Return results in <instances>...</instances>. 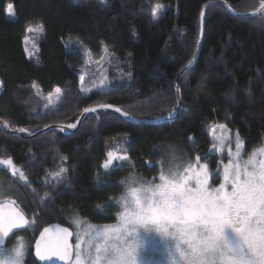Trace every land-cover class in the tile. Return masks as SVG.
Returning <instances> with one entry per match:
<instances>
[{
	"label": "trees",
	"instance_id": "trees-1",
	"mask_svg": "<svg viewBox=\"0 0 264 264\" xmlns=\"http://www.w3.org/2000/svg\"><path fill=\"white\" fill-rule=\"evenodd\" d=\"M229 7L248 13L261 0H0V158L18 170L17 195L36 234L68 226L66 214L116 222L121 181L133 171L155 178L161 146L220 165L215 124L239 132L247 150L264 143V9L242 16ZM40 24L37 47L27 49V29ZM106 54L110 81L83 91L84 70L96 76ZM57 89L61 99L48 108ZM180 105L161 123L123 114L158 120ZM110 151L117 158L105 169Z\"/></svg>",
	"mask_w": 264,
	"mask_h": 264
},
{
	"label": "snow or ice",
	"instance_id": "snow-or-ice-1",
	"mask_svg": "<svg viewBox=\"0 0 264 264\" xmlns=\"http://www.w3.org/2000/svg\"><path fill=\"white\" fill-rule=\"evenodd\" d=\"M12 9L9 4V15H13ZM159 11L157 6L154 19ZM203 17L202 11V23ZM35 30L43 32V24L37 29H27ZM191 64L189 61V67ZM181 89L177 85L175 90L179 94ZM56 91L59 93L60 89ZM84 111L95 112L96 108ZM173 116L170 112L169 118ZM228 141L229 137L222 135L212 148L223 153ZM243 149L244 141L237 132L235 152L229 144L228 163L221 160L223 174L215 187L211 184L214 175L207 163H200L199 155L195 163L185 164L182 157L175 155V149H170L167 171L161 166L158 183L156 178L144 181L134 175L121 181L125 192L116 198L120 211L115 225H92L74 218L72 223L77 229L74 246L69 243L73 233L68 228L58 225L45 228L36 243V255L42 260L52 253L62 260L72 261L74 257V264H264V147L254 149L246 159ZM107 155L105 169L117 158L111 151ZM118 158L128 159L123 155ZM0 165L10 166L13 174L18 171L11 157L0 158ZM19 174L26 179L23 172ZM215 175L219 177V168ZM64 179L66 176L59 182ZM14 205L15 201L0 202V264H23L22 239L12 249L5 246V238L13 229L29 224ZM154 236L158 239L154 240ZM147 251L160 258L146 260Z\"/></svg>",
	"mask_w": 264,
	"mask_h": 264
},
{
	"label": "rangeland",
	"instance_id": "rangeland-1",
	"mask_svg": "<svg viewBox=\"0 0 264 264\" xmlns=\"http://www.w3.org/2000/svg\"><path fill=\"white\" fill-rule=\"evenodd\" d=\"M12 17V15H9ZM33 29H37V26L32 27ZM42 32L35 30V31H31L29 32V34L27 35V39H25L26 43H27V49L28 46L30 47H37V40L38 38L41 36ZM105 59L99 60L97 61V66L95 71H97V75L94 76L90 73H88V70H84V74H82L81 76V89L83 91H87L89 89H94V90H98V89H103L105 88V86L107 85V82L110 81L108 74H107V67H110L111 65V54H106V56L104 57ZM108 60V62L106 61ZM88 78L89 82L83 84V81ZM106 78V79H105ZM103 81V83H101ZM61 99L60 94L56 91L53 95H51L49 98H47L46 101V106L49 107H53L54 104H56L59 100ZM221 125L225 126L224 124H215L212 126L211 129V138L212 140L215 142L218 138H220L222 135L223 136H227L229 137V141L226 143L225 146V150L223 153H221L218 149V156L221 158V160H223L224 164L228 163V145L230 144L232 151L235 152V135H236V131H232L231 129H229L228 127H224L223 129L220 127ZM240 138L242 141L243 138L241 137V135L239 134ZM264 147V143L253 148L252 150H247L245 143H244V158H247V154H250L254 149H259ZM159 148V147H158ZM170 149H175V155L177 157H182V163H187V162H192L195 163L196 160L195 158H192L187 152L186 150L177 144H168L165 147L161 146L160 147V152H161V159L159 161V171L156 174V182L158 183V176L161 170V166L164 167L165 171H167L168 168V161L170 159V156L172 155V152L170 151ZM259 158V157H258ZM200 163H207L209 165V170L210 172L213 173L214 178L211 180V184L213 187L217 186L220 182H221V178H222V174H223V166L220 164L218 166H213V163L211 161H206V160H201ZM219 168V177H216V173L218 171ZM17 169V168H16ZM17 175V172L15 174H13V170L10 166L7 165H0V202H8V201H15V204L24 211V208L22 206V202H21V197L20 195H17L19 190L18 187L16 185V183L14 182V177ZM130 175H134L138 178H141L144 181H151L153 180L154 177H152L150 179V177L142 174V173H138V172H129V174L123 179L125 180L127 177H129ZM122 180V181H123ZM125 192V185H123V192L122 194ZM122 194H120L117 198H119ZM116 202V199H115ZM120 211V208H119ZM66 219H67V223L68 226L73 230L74 232V237H73V244L75 245L76 243V232L77 229L75 227V225L72 223L73 219L76 217H79L81 220L87 221L88 223L92 224V225H115L117 223H95L92 222L82 216H80L79 214H66L65 215ZM37 224L34 222L33 224H31V226L25 230V231H20L17 232L7 243V245H5L7 248L12 249L14 247L17 246L18 243V239H22L23 245H24V256H23V264H31L28 261V258L30 256H33V244L35 242L36 236H37ZM154 240H157L158 238H156L155 236L153 237ZM145 258L146 260H154V259H159V255L156 253H152L151 251H147L145 252ZM33 264V263H32ZM71 264H74V257L72 259Z\"/></svg>",
	"mask_w": 264,
	"mask_h": 264
},
{
	"label": "water",
	"instance_id": "water-1",
	"mask_svg": "<svg viewBox=\"0 0 264 264\" xmlns=\"http://www.w3.org/2000/svg\"><path fill=\"white\" fill-rule=\"evenodd\" d=\"M209 4H211V3H209ZM209 4L206 5V7H204V9H203V12H204L203 23H202L203 33H202V35L200 34V40H199L198 52H197L195 58L192 60V64H191V65H193L194 62L198 59V56H199V53H200V50H201V45H202V41H203V34H204L205 12H206V8H207V6H209ZM229 9L231 10V12H232L233 14H239V15H242V16H247V15L256 14V13L262 11L264 8H261V7H260L258 10H256V11H252V12H248V13H237V12L232 11V9H231L230 7H229ZM188 67H189V65H188ZM188 67H186L185 70H186ZM2 93H3V81L0 79V97H1ZM180 108H181V105H180V107H179V109H178L176 115H175L173 118L166 117V118L158 119V120L155 119V120H143V121H137V120H135V119H132V118H131L130 116H128V115H127L126 117H127L130 121L135 122V123H161V122H164V121H167V120H174V119H176L177 116H178L179 113H180ZM85 113H86V112H84L83 114H85ZM82 117H83V116H82ZM5 203H7V202H5ZM14 207L18 208L19 210H21V211L24 213L25 217H26V218L28 219V221H29V224H28V225H25V226H22V227H20V228L13 229L12 232L9 234V236L5 238V245H7V243L9 242V240H10V239H11V238H12L17 232L27 230V229L30 227V223H31L30 218L27 216V214H26L22 209H20L16 204L14 205ZM54 225H58V226H60L61 228H68L70 231H72L73 235L69 238V243H70L71 245L74 246V244H73V237H74V232H73V230H72L69 226L64 225V224H62V223H60V222H53V223H50V224L46 225L45 227H43V228L39 231V233L37 234L36 239H35V242H34V244H33V255H34V258H35V260H36V262H37L38 264H71L72 261H69V260H66V259H65V260H62V259H60V257H59L58 255H55L54 253L49 254L48 258L43 259V260L40 259V257L36 255V243H37V241L40 240V238H41V232H43V230H44L45 228H52V226H54Z\"/></svg>",
	"mask_w": 264,
	"mask_h": 264
},
{
	"label": "flooded vegetation",
	"instance_id": "flooded-vegetation-1",
	"mask_svg": "<svg viewBox=\"0 0 264 264\" xmlns=\"http://www.w3.org/2000/svg\"><path fill=\"white\" fill-rule=\"evenodd\" d=\"M34 256V255H33Z\"/></svg>",
	"mask_w": 264,
	"mask_h": 264
}]
</instances>
